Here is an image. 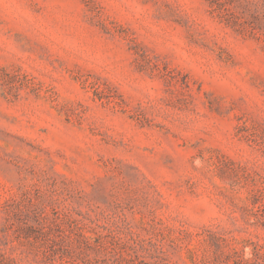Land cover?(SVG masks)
I'll return each mask as SVG.
<instances>
[{
    "label": "rangeland",
    "instance_id": "obj_1",
    "mask_svg": "<svg viewBox=\"0 0 264 264\" xmlns=\"http://www.w3.org/2000/svg\"><path fill=\"white\" fill-rule=\"evenodd\" d=\"M0 264H264V0H0Z\"/></svg>",
    "mask_w": 264,
    "mask_h": 264
}]
</instances>
